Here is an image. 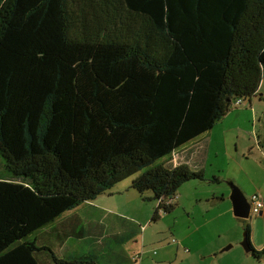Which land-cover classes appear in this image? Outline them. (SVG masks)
Segmentation results:
<instances>
[{
    "label": "trees",
    "instance_id": "trees-1",
    "mask_svg": "<svg viewBox=\"0 0 264 264\" xmlns=\"http://www.w3.org/2000/svg\"><path fill=\"white\" fill-rule=\"evenodd\" d=\"M263 78L264 0H0V264H102L74 249L88 234L102 245L101 230L76 217L42 230L136 174L152 220L170 211L204 179L172 152Z\"/></svg>",
    "mask_w": 264,
    "mask_h": 264
},
{
    "label": "rangeland",
    "instance_id": "rangeland-1",
    "mask_svg": "<svg viewBox=\"0 0 264 264\" xmlns=\"http://www.w3.org/2000/svg\"><path fill=\"white\" fill-rule=\"evenodd\" d=\"M209 133L208 138L212 141L204 166L206 173H209L207 180L183 183L170 199L174 203L172 209L167 212L161 210L155 220H152V216L157 201L150 199L152 193L144 191L140 194L130 188L136 174L123 179L93 200L64 212L51 224L56 225L58 219L68 223L76 217L86 230L90 227L101 230L106 235L103 246L94 243L93 235L88 234L79 241L75 240L74 249L93 251L102 264H115V258L119 257L123 260L129 258L128 262L124 260L121 264H138L142 261L196 264V248L203 247L205 241L220 245L219 251L232 246L220 252L217 258H206V262L224 263V257L228 254L236 250L245 252L241 241L246 224L254 231L256 243H261L264 220L259 219L258 215L239 218L227 209L231 204L230 192L234 186L241 187L245 197L260 191L264 194V78L251 106L248 99L233 105ZM149 168L145 167L142 171ZM213 191L217 196L215 200L212 199ZM222 193L225 199L221 198ZM205 194L211 200L201 201ZM180 195L184 205L177 204ZM131 230H134L132 235L122 243L116 244L112 238V234L128 235ZM189 234L191 238L187 237ZM172 239L179 242L180 248L171 242ZM108 240L114 245L111 250L107 249ZM73 241L71 239L67 246L72 245ZM184 248L188 253H182ZM133 253L142 256L136 263L130 260Z\"/></svg>",
    "mask_w": 264,
    "mask_h": 264
},
{
    "label": "crops",
    "instance_id": "crops-1",
    "mask_svg": "<svg viewBox=\"0 0 264 264\" xmlns=\"http://www.w3.org/2000/svg\"><path fill=\"white\" fill-rule=\"evenodd\" d=\"M258 93H259V88H258V91L254 97H256L258 95ZM253 98H251V100L249 101L250 106H251ZM209 134L210 133L208 130V132L203 133L202 135H200L196 139H194V140L190 141L188 144L184 145L182 148L178 149V151L181 152V154L183 156L179 160L178 165L185 164L193 171H199V170L202 171L204 174V179L201 181L207 180V176L209 174V173H206V171L204 169V166L207 163V159H208V155H209V149L211 147V141H212L211 139L208 138ZM203 135H205V136H203ZM212 176L215 177V175H212ZM238 188L242 192V194L245 196V191H243L241 189V187H238ZM212 194H213L212 199L215 200L217 198L216 192L213 191ZM222 194L223 195L221 198L225 199L224 193H222ZM260 195L262 196V199L264 202V194L262 193V191H260ZM246 198H247V200L249 199V197H246ZM177 200H178L177 204L182 203L184 205V201L182 200L181 195L178 197ZM200 200L201 201L202 200H205V201L208 200L209 201V200H211V198L207 194H205L204 197L201 198ZM170 203L174 205V203L171 202V200H170ZM227 211L233 212L232 201H231V204L228 207ZM233 215H234V212H233ZM258 216H259V219L264 220V207L262 209V212L260 214H258ZM58 220H57V222H55V223H57L56 226L58 228H61L64 225L66 227H68V224L66 222H64L62 220H59L60 222H58ZM53 226H54V224H50L48 227H45L42 230V232H46L48 229H51ZM198 229H200V228H198ZM187 237L191 238V235L189 234ZM250 237L252 239V242H251V239H250V242H251V244L253 243L252 246L258 250L262 249V247L264 246V237H262L261 243H256L254 231H250ZM52 242L57 247V250H59V251L62 250V248H63L62 246L65 243V241L60 242V240H58V239H56V240L52 239ZM171 242H172V240H171ZM172 243L176 244L180 248L179 242H175V243L172 242ZM231 247L232 246L228 247L227 249H225L226 248L225 247V248L221 249V251H219L220 245L215 246V245L210 244L209 242L205 241V243L203 244V247H199V248L197 247L196 248V252H197L195 255V256H197L195 258L196 264H264V256H262V258L259 261H256L253 259V257L251 256V254L248 251L239 252V250L238 251L236 250V252H234L233 254H228L227 256H225L224 259L226 262H224V263H216V262H209V261L206 262L207 256H212V257L217 258L218 255L220 254V252L228 250ZM176 249H177L176 253H178L179 249L177 247H176ZM182 253L185 254V253H188V251H185V248H184V249H182ZM135 254H137V253H135ZM135 254L133 253V255H135ZM133 255H131V259L133 260L132 262L136 263L137 261H139V259L134 260ZM166 255H167V253H166ZM198 257H200V258L198 259ZM138 264H155V263L142 261V262H139ZM193 264H195V263H193Z\"/></svg>",
    "mask_w": 264,
    "mask_h": 264
},
{
    "label": "water",
    "instance_id": "water-1",
    "mask_svg": "<svg viewBox=\"0 0 264 264\" xmlns=\"http://www.w3.org/2000/svg\"><path fill=\"white\" fill-rule=\"evenodd\" d=\"M230 199L232 201L234 215L239 218H247L249 216L250 204L247 198L242 194V192L239 190L238 187L234 186L232 188V191L230 192ZM241 245L245 251L249 252L250 247L245 237V232H244V237L241 241ZM227 248L228 247H226L225 249Z\"/></svg>",
    "mask_w": 264,
    "mask_h": 264
},
{
    "label": "built area",
    "instance_id": "built-area-1",
    "mask_svg": "<svg viewBox=\"0 0 264 264\" xmlns=\"http://www.w3.org/2000/svg\"><path fill=\"white\" fill-rule=\"evenodd\" d=\"M237 103H241V102L238 100ZM172 155H173V157H172ZM182 157L183 156H182L181 152H179L178 150H175L171 154L170 163L173 166H176V165H178V162ZM248 201L250 204L249 215H258L262 212V209L264 207V202H263V199H262V196L260 195V193H258V192L252 193L250 195ZM172 242H176V240L172 239ZM185 251H188V250L185 248ZM140 258H141V254L137 253V254L133 255L134 260H138Z\"/></svg>",
    "mask_w": 264,
    "mask_h": 264
}]
</instances>
